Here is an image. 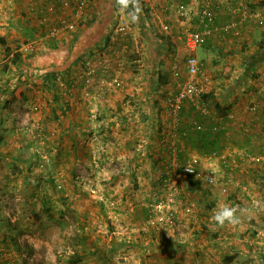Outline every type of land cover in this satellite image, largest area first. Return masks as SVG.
Listing matches in <instances>:
<instances>
[{
  "label": "rangeland",
  "instance_id": "1",
  "mask_svg": "<svg viewBox=\"0 0 264 264\" xmlns=\"http://www.w3.org/2000/svg\"><path fill=\"white\" fill-rule=\"evenodd\" d=\"M19 1L0 0V37L6 39L10 52L18 48L16 51L21 52V62L12 64L11 56H3L5 43H0V94L4 93L2 88L8 89L2 98L6 102L5 110L2 113L0 110V264H65L74 248L83 253L79 264H155L152 255L164 254L170 244L177 245L175 248L181 245L174 236L163 242L164 233L171 235L185 230L186 226H195L197 223L187 218L208 216L216 203L234 192L225 189L229 179L223 166L209 170V163L222 159V153L205 146L186 148L183 152L174 139H169L167 134L160 135L154 120L146 129L138 127L143 138L135 139L123 136L124 130L130 131L129 127L110 130L106 125L99 126L96 104L111 103L107 95H112V102L118 104L117 111L122 104L132 103L133 97L124 93L132 91L133 86H136L133 92L138 94L137 89L143 85L153 90L154 96L159 95L158 82L151 85L149 77L129 81L127 74L130 69L135 73L149 69L145 61L148 51L137 38L119 53L124 68L115 72L118 76L96 72L94 75L85 66L79 80L70 83L72 86L67 85L66 71L55 72L50 65L45 69L47 61H54V53H48L45 44L34 45V53L23 48L27 30L20 32V28H14L19 27L16 22L21 14L17 7ZM165 1L170 2L167 4L170 9L165 8L167 15L171 11L178 17L184 15V0ZM195 8V4L189 7L192 11ZM117 20L129 26L126 13ZM183 30L185 26L175 33ZM103 52L108 56V50ZM195 53L200 57L202 47L196 48ZM170 54L169 45L159 53L163 72L170 69ZM29 63L40 67L35 66L33 72ZM114 80L120 84L109 83ZM175 80L177 87L180 79ZM17 88L22 89L26 99L18 96ZM68 89L71 93L77 91L72 99L75 109L64 116L60 108L66 107L68 101L62 99L57 103L55 100L59 93L65 96ZM154 96L144 98L152 108L157 107ZM83 106L86 112L82 114L78 107ZM60 116L63 118L59 119ZM168 143L176 148L175 161L166 147ZM161 146L165 152L160 157L156 149ZM188 163L194 164V177L201 179L202 190L181 189L175 194L174 205V210L179 208L180 212L173 210L164 228L148 226L146 220L153 203L167 191L165 180ZM208 174L214 181L211 184L203 180ZM185 208L188 215L176 217ZM13 227L22 232L11 231ZM213 229L215 226L211 230L207 227L210 233ZM193 232L196 230H191L190 239L194 237ZM6 233L16 236L20 253L7 239L2 242ZM25 243L28 248L22 247ZM209 254V250L204 252L206 258Z\"/></svg>",
  "mask_w": 264,
  "mask_h": 264
},
{
  "label": "crops",
  "instance_id": "2",
  "mask_svg": "<svg viewBox=\"0 0 264 264\" xmlns=\"http://www.w3.org/2000/svg\"><path fill=\"white\" fill-rule=\"evenodd\" d=\"M197 1L184 0V6L186 5L183 8L186 10L183 11L184 17H178L173 11L168 15L165 12L169 1L155 0L153 9H150L144 0H140L141 10L138 18L133 21L129 16V33H122L116 31L115 26L118 16L122 18L125 13L119 10L115 0H92L73 30H59L52 34L53 29H58L72 19L73 0H20L17 7L21 14L16 20L19 27L14 28H20V32L27 30L26 37L22 40L23 44L43 43L47 46L48 53L51 55L54 53V61H47L45 69L50 65L55 72L64 70L66 71L63 72L64 75L68 74V77L74 78V83L79 80L78 77L87 63L94 75L96 72L98 75L109 76L120 71L124 64L119 53L133 45L138 38L143 49L148 51L145 61L149 69L141 70L139 73L130 69L127 73L129 81L149 77L151 85L158 82L160 93L154 96L153 90L140 85L141 88L137 89L138 94L133 92L136 88L133 86L132 91L124 93V96L129 94L133 97L132 103L122 104L120 111H117L118 104L112 102L114 100L112 95H107V101L111 103L96 104L97 115L100 116H97L96 120L99 126L106 125L110 130L118 126L124 129L129 127L130 131L124 130L123 136L135 139L138 136L143 138L142 134H139L142 131L137 128L146 129L154 120L153 125L161 130L160 135L164 137L167 134L169 139H174L179 149H184L185 152L186 148L208 147V137H212L208 133V127L216 124L218 130L213 136L214 146L219 154L222 153L223 158L209 163V170H215L217 165L223 166V171L229 179L224 185L225 189L234 191L232 194L236 196L228 194V198L219 204L216 203V206L208 211V216L206 214L194 218L189 215L193 219H187L196 222L195 226H186L185 230L181 229L179 233L174 231L170 233L171 235L164 233L163 242H168L166 239L174 236L178 237L176 241L181 245L175 248L177 245L170 244L165 247L164 254L152 255L156 260L155 264H264V161L258 159L264 155V49L260 50L256 42L257 38L264 37V0H240L247 7V13L242 21V38L218 36L207 46H202V53H199L198 57L202 59L206 74L211 79L208 85V101L213 117H202L185 104L175 118L169 113L167 100L176 90V80L170 75V69L165 72L161 69L159 53L163 49L166 51L169 45L172 50V54L168 56L171 57V62L185 56L187 50L178 40L175 31L180 30L181 26L186 27L190 20L194 21L193 11L189 7H193L194 4L197 6ZM118 13L121 14L117 16ZM222 16L221 20H225L229 15L225 13ZM159 21L170 26L168 32L161 30ZM4 41L7 42L5 38ZM5 44L4 47H7ZM103 50H108V56L104 55ZM3 56L8 58L6 54ZM29 64L33 66L31 68L33 72L36 71L35 66H39L36 63ZM180 66L181 74L184 76V65L181 63ZM2 89L1 92L4 93L0 94V110H5L2 98L7 95L8 89L7 91ZM76 93V90L71 93L68 89L65 96L61 93L57 95V103L62 99L70 102L65 103L67 108H60L64 116L75 109L72 99ZM147 96H154L157 100L156 108H152L144 100ZM213 103L216 108H213ZM254 105L256 107L253 109L251 106ZM78 109L79 112H86L84 106ZM104 115L107 118H103ZM62 118L60 116L59 119ZM79 123L80 121H77L76 124L80 126ZM179 136L186 138L181 139ZM164 149L162 146L156 149L158 156H162ZM219 205L238 207L247 211L240 216L239 225L215 227L216 229L210 233L207 227L211 230L210 217L213 214L211 212ZM190 210L193 208L190 207ZM177 211L180 212L179 208L174 210ZM187 212L188 209L185 208V211L178 215L176 213V217L181 216L180 214L188 215ZM192 229L196 230L193 232L194 239L188 237ZM206 250L210 251L207 258L204 255ZM227 257L231 259L226 260Z\"/></svg>",
  "mask_w": 264,
  "mask_h": 264
},
{
  "label": "built area",
  "instance_id": "3",
  "mask_svg": "<svg viewBox=\"0 0 264 264\" xmlns=\"http://www.w3.org/2000/svg\"><path fill=\"white\" fill-rule=\"evenodd\" d=\"M91 1L73 0L72 19L62 24L58 29H53L52 34H56L59 30H73ZM144 2L147 7L153 9L155 0H144ZM196 5V10L192 13L194 21L190 20L185 30L177 33V38L187 50V53L182 59H173L170 64V75L175 79H180L175 92L167 100L169 113L175 118L185 104L202 117H213L206 100L203 98V94L208 92V85L211 79L206 74L202 59L195 54L194 50L198 47L207 46L218 36L240 39L243 35L242 21L247 13V7L240 0H198ZM131 10L132 6L129 5V9L124 11V13L129 16L128 12ZM225 13H228V19L221 20L222 15ZM159 27L164 32H168L170 29V26L162 21H159ZM115 29L118 32L129 33V26L123 20L116 24ZM23 48L26 51H32L34 45L32 42H28L24 44ZM181 63L185 69L184 76L181 74ZM86 67L88 72H91V67L88 63ZM85 81H88V78ZM114 82L117 85L120 84L116 80L109 83L112 85ZM251 107L254 109L256 105ZM210 130L215 133L218 130V126L211 124ZM166 147L171 153L172 161H175V146L173 143H168ZM259 157V160L264 161V155ZM188 168L192 171H188ZM190 174H196L193 163L182 165L175 173H172L171 177L165 180L167 191L153 203L151 214L146 220L148 226L155 229L164 228L174 210L176 203L175 194L181 191L179 181L182 177ZM203 180L209 184L214 182L210 174L206 175Z\"/></svg>",
  "mask_w": 264,
  "mask_h": 264
},
{
  "label": "trees",
  "instance_id": "4",
  "mask_svg": "<svg viewBox=\"0 0 264 264\" xmlns=\"http://www.w3.org/2000/svg\"><path fill=\"white\" fill-rule=\"evenodd\" d=\"M0 42L1 43H4V38H0ZM257 42V46L260 50H263L264 49V37H260L258 38V40H256ZM5 51H6V55L8 56H11L9 61L10 63L12 64H17V63H20L21 62V52L19 51H16L15 52H10V49L9 47H5ZM28 51V50H27ZM28 52H33L32 51H28ZM263 52V51H262ZM34 55V54H32ZM68 79L65 80V84H69L70 86H72V83L73 82V79H71L70 77H67ZM68 80V81H67ZM17 94L18 96H21L22 99H26V96L24 95V93L22 92V89L21 88H17ZM69 93V92H68ZM209 97V93H205L203 94V98L206 100L207 104H208V107L210 109V111L212 112L211 108H210V104H209V101H208V98ZM56 101V100H55ZM5 104L6 102L2 105L3 108H5ZM213 108H216V105L215 103H213ZM191 109V108H190ZM192 110V109H191ZM3 112V110H1V113ZM57 118V116H56ZM208 118V117H207ZM211 126V125H210ZM210 126L208 127V133L210 136L212 137H208V140H207V144H208V147H211V148H215L214 146V141H215V137L213 132H211L210 130ZM215 150V149H214ZM179 185H180V188L186 192H194V191H201L202 190V183H201V179L197 178V177H194V175L190 174V175H187V176H184L180 179L179 181ZM11 231H15V232H22L21 230L18 231L16 230L14 227L13 228H10ZM83 238V237H82ZM2 242L7 239L8 242H10L12 244V246L14 247V249L17 251V252H21V246L20 244L17 242V239H16V236L14 235H11L9 233H6V235H4L2 238ZM23 248H28V245H26L25 243V246L23 245L22 246ZM83 258V253H81L80 251L76 250L75 248L71 251V253L68 255V258L66 259L65 261V264H79L81 262ZM231 259V258H230ZM228 257L226 258V260H230Z\"/></svg>",
  "mask_w": 264,
  "mask_h": 264
},
{
  "label": "clouds",
  "instance_id": "5",
  "mask_svg": "<svg viewBox=\"0 0 264 264\" xmlns=\"http://www.w3.org/2000/svg\"><path fill=\"white\" fill-rule=\"evenodd\" d=\"M115 4L119 7L120 11H126L129 9V5L132 6V10L128 12V15L135 21L138 18L140 12V0H115ZM188 171H192L188 168ZM247 209H240L238 207H231L228 205H219L210 217L212 226L218 228H224L225 226H237L241 223L240 216L243 215ZM238 213L240 215H238Z\"/></svg>",
  "mask_w": 264,
  "mask_h": 264
}]
</instances>
